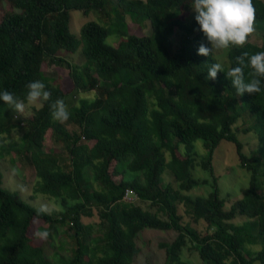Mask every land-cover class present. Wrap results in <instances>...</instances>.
I'll use <instances>...</instances> for the list:
<instances>
[{"label":"trees","instance_id":"1","mask_svg":"<svg viewBox=\"0 0 264 264\" xmlns=\"http://www.w3.org/2000/svg\"><path fill=\"white\" fill-rule=\"evenodd\" d=\"M191 2L0 0V91L26 103V85L40 80L51 94L31 116L0 100V136L22 131L7 151L15 149L34 167L33 192L56 198L62 207L38 211L2 186L0 171V264H135L136 238L147 227L176 232L173 240L159 243L165 264H194L181 257L186 242L202 264H264V78L261 92L240 96L223 71L215 80L206 78L216 59L213 53L197 54L200 43L209 47L206 38L194 17L180 16ZM253 5L262 43L248 40L242 48L227 49L225 71L237 66L235 57L243 52L264 51V1ZM73 10L95 12L103 21H87L74 34ZM129 14L144 18L148 32H127ZM176 30L183 37L173 49L168 37ZM111 33L117 36L114 45L106 42ZM62 52H79L83 61L71 63ZM44 64L68 70L66 88L44 74ZM244 71L247 82L250 69ZM80 92L93 95L78 97ZM58 98L70 113L63 123L51 115L50 104ZM238 119L249 122L242 130L257 142L249 154L232 129ZM222 140L234 143L239 165L250 176L229 206L212 166ZM47 141L63 143V149L45 151ZM198 167L212 182L196 177ZM166 174L174 182L165 181ZM201 183L212 187L207 196L185 193ZM126 190L134 199H124ZM95 213L101 236H92L93 225L82 220ZM238 216L245 220L234 222ZM36 219L55 231L58 225L73 230L70 257L50 259L32 244L28 230ZM259 244L260 249L249 248Z\"/></svg>","mask_w":264,"mask_h":264},{"label":"rangeland","instance_id":"2","mask_svg":"<svg viewBox=\"0 0 264 264\" xmlns=\"http://www.w3.org/2000/svg\"><path fill=\"white\" fill-rule=\"evenodd\" d=\"M264 1V0H263ZM182 18L189 21L191 17L195 16L192 8L184 11L180 15ZM3 12L0 10V21L2 20ZM96 21L101 23L103 20L95 12H90L87 15H83L79 10H73L70 12V31L74 34L79 33L81 25L87 21ZM144 18H137L135 14H129L126 16V29L127 32L141 31L142 33H147L149 26ZM125 28V26H124ZM183 31L176 30L174 33L170 34L168 41L171 42L173 49L178 46L179 41L183 37ZM249 41L261 45L262 40L259 36V32L254 31L249 35ZM117 41V36L114 33L109 34L106 38V42L110 45H114ZM206 44L211 47L206 39ZM213 55L216 62H220L223 67L228 66L227 49L214 50ZM60 56L67 57L71 63H81L83 61L82 55L79 52L64 53L62 52ZM44 74L53 77L56 84H61L63 87V78L67 76V69H61L57 66L44 64L43 66ZM63 74V75H62ZM66 88V87H65ZM78 97H92L93 93H78ZM76 97V96H75ZM74 97V98H75ZM74 98L70 99V104H76ZM42 101L34 106H26L25 113L23 115L31 116L32 110L41 105ZM27 105V102H26ZM249 122L245 120L238 119L235 124H233L232 129H234L237 137L243 142L244 152L249 154L252 149L256 148L257 142L254 134L250 132H243L242 128L247 126ZM68 129H75L72 123L67 124ZM22 131L20 129L12 130L8 135L3 134L0 136V171L2 173V186L9 189L10 191L18 193L21 198L36 208H43L46 212L52 213L53 211L58 212L62 209L59 203L54 197L45 196L41 193H34L33 186L35 182V169L34 167L15 149L7 151V145L9 142H18L21 138ZM88 142V141H87ZM91 144V142H89ZM4 148H3V147ZM63 143H54L53 141H47L44 145V150L49 151L51 149L58 152L63 149ZM196 150L200 153H204V149L201 146H197ZM66 157V151L63 153ZM199 157V156H198ZM212 166L215 174L217 175V184L222 197L226 199V206H229L234 200L240 197L241 188L247 186L249 182V173L246 169L239 165L235 145L233 142L222 140L220 144L216 147L213 157ZM196 177L203 179L209 177L207 170H203L200 167L194 170ZM165 181H173V177L166 174L164 176ZM210 182H212L211 177H209ZM174 182V181H173ZM212 191V187L209 184H199L194 186L189 191L185 193L190 196L202 195L207 196L209 192ZM34 196V197H31ZM136 200V199H135ZM187 219V218H185ZM83 221L91 223L92 236L99 235L96 222L98 221L97 214L93 216H83ZM245 220L243 216L236 217L233 221L236 223H241ZM200 227L201 231H205V227L202 222L196 224ZM37 231H47V239L38 238L35 233ZM73 230L68 228V225H58L57 231L54 230L50 225L43 223L42 220L36 219L29 227L28 235L30 236L31 242L34 245H39L43 248L44 253L50 259H54L58 254L64 255L68 258L71 256V249H74V239L72 237ZM176 235L175 231L172 230H160L154 228H143L138 232L136 242L140 248V253L135 259V264H165V252L159 245L161 241H171ZM259 245H250V249H260ZM181 257L190 263L202 264L197 250L193 247L190 242L186 244L181 249Z\"/></svg>","mask_w":264,"mask_h":264},{"label":"clouds","instance_id":"3","mask_svg":"<svg viewBox=\"0 0 264 264\" xmlns=\"http://www.w3.org/2000/svg\"><path fill=\"white\" fill-rule=\"evenodd\" d=\"M191 8L195 13L194 19L199 25L204 37L211 47L200 43L197 54L210 56L214 50L229 49L231 47L242 48L249 35L255 31L253 0H192ZM237 66L224 70L220 62H214L207 70V79L215 80L217 73L223 71L237 94L245 92L256 94L261 92V78H264V51L250 54L245 51L235 57ZM248 72V81L245 80L244 69ZM28 91L26 101L17 98L13 93L0 91V100L18 113H25L26 106L37 105L41 101H49L50 92L45 90V84L40 81H32L26 85ZM52 118L58 122L69 119L70 113L63 99H56L50 104ZM38 211H45L41 208ZM35 235L40 239H47V231H37Z\"/></svg>","mask_w":264,"mask_h":264},{"label":"built area","instance_id":"4","mask_svg":"<svg viewBox=\"0 0 264 264\" xmlns=\"http://www.w3.org/2000/svg\"><path fill=\"white\" fill-rule=\"evenodd\" d=\"M124 199H127V200H131V199H134V197H132L130 195V190H126L125 194H124Z\"/></svg>","mask_w":264,"mask_h":264}]
</instances>
